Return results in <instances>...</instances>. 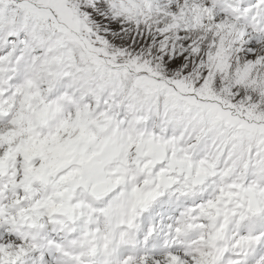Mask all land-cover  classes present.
Listing matches in <instances>:
<instances>
[{
    "label": "snow or ice",
    "instance_id": "6c2138e0",
    "mask_svg": "<svg viewBox=\"0 0 264 264\" xmlns=\"http://www.w3.org/2000/svg\"><path fill=\"white\" fill-rule=\"evenodd\" d=\"M0 264H264V0H0Z\"/></svg>",
    "mask_w": 264,
    "mask_h": 264
}]
</instances>
